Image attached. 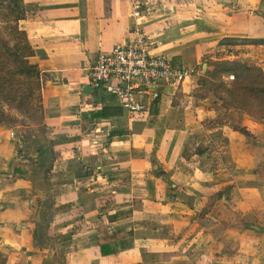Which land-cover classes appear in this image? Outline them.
Wrapping results in <instances>:
<instances>
[{
	"label": "crops",
	"instance_id": "crops-1",
	"mask_svg": "<svg viewBox=\"0 0 264 264\" xmlns=\"http://www.w3.org/2000/svg\"><path fill=\"white\" fill-rule=\"evenodd\" d=\"M131 1L141 5L152 49L199 74L197 88L186 85L176 102L159 97L156 119L152 103L131 116L86 90L97 53L130 41ZM24 7L20 29L40 70L45 128L29 126L41 140L25 134L41 148L48 142V162L33 148L26 154L30 142L16 128H0V264H264V120L226 112L198 86L204 59L239 53L264 71V45L256 44L264 42V0ZM132 201L142 202L141 212L107 221L133 210ZM120 231L132 234L127 249L97 257V241Z\"/></svg>",
	"mask_w": 264,
	"mask_h": 264
},
{
	"label": "trees",
	"instance_id": "trees-1",
	"mask_svg": "<svg viewBox=\"0 0 264 264\" xmlns=\"http://www.w3.org/2000/svg\"><path fill=\"white\" fill-rule=\"evenodd\" d=\"M169 1L174 3V0ZM25 18L24 0H0V128L25 124L38 128V133L43 134L45 128L40 70L32 61L34 51L25 32L20 29V23ZM256 44L264 45V42ZM218 59H204L207 70L199 78L198 86L211 93L216 103H222L221 109L226 112L239 113L253 120H264V72L261 68L245 61ZM227 77H233V80L226 82ZM158 103L159 98L150 106L153 119L157 117ZM155 121L162 130L164 119ZM150 126L147 125V128H151ZM25 133L28 132H21V136L30 145H35L36 140H30V136ZM35 152L41 163L46 164L48 157L42 159L48 152L39 146ZM51 156L52 154L49 160L52 159ZM125 177L126 174H121L120 180ZM149 186L151 188L150 184ZM132 205L133 210L106 216L107 221L120 222L131 217L133 211L141 212L142 202L132 201ZM44 212L41 211L40 215L42 222L48 218ZM72 215L65 216L67 224ZM127 239H132L131 232L120 231L115 236L100 238L97 241V257L115 255L118 248L127 249V246H123Z\"/></svg>",
	"mask_w": 264,
	"mask_h": 264
},
{
	"label": "built area",
	"instance_id": "built-area-1",
	"mask_svg": "<svg viewBox=\"0 0 264 264\" xmlns=\"http://www.w3.org/2000/svg\"><path fill=\"white\" fill-rule=\"evenodd\" d=\"M131 39L114 46L109 52H98L90 70V87L95 96L108 95L127 115L147 112L161 95L175 96L188 85L196 87L197 70L180 68L170 59L156 53L154 43L146 37L141 25V5L132 2ZM233 80L227 77L226 82ZM10 137L14 139L11 133Z\"/></svg>",
	"mask_w": 264,
	"mask_h": 264
},
{
	"label": "rangeland",
	"instance_id": "rangeland-1",
	"mask_svg": "<svg viewBox=\"0 0 264 264\" xmlns=\"http://www.w3.org/2000/svg\"><path fill=\"white\" fill-rule=\"evenodd\" d=\"M178 2V0H174V3H177ZM235 47H238L239 49H241L242 51V54H244L245 53V50H243V49H246V46L244 45V44H242V43H235V44H233ZM236 52H238V50L236 51ZM223 56V55H222ZM222 56L221 57H218V58H222ZM238 58H234V59H237V60H241V57H240V54L238 53V56H237ZM242 61V60H241ZM260 67V66H259ZM261 68V67H260ZM262 70V69H261ZM263 71V70H262ZM264 72V71H263ZM231 82V81H230ZM196 84H197V82H196ZM196 88H197V86H196ZM179 94V92L175 95V96H173L172 97V101L173 102H176V99L178 98V95ZM17 127H19V128H17ZM15 126V127H8V128H16L17 130H18V132H23V131H25V132H28V133H30V132H33V134L34 135H37L38 137H39V140H41L42 139V136L41 135H38V133H37V131H36V129L34 128L33 129V131H32V129L31 128H29L28 126H26L25 124L24 125H19V126ZM14 130V129H13ZM12 133V132H11ZM10 133V134H11ZM13 135L15 134V133H12ZM15 137V136H14ZM33 138H35V137H33V136H31L30 137V140H33ZM36 142H38V141H36ZM42 145L41 146H43L44 148H47V147H49V144H48V142L44 139L43 141H41L40 142ZM29 146H30V148H29ZM29 146H28V148L29 149H26L25 150V152H26V154L29 156L30 154H34V152H33V149H34V151L36 150V148L38 147V145H30V143H29ZM33 148V149H32ZM48 162V159H47V161H46V163ZM43 165H46V164H43Z\"/></svg>",
	"mask_w": 264,
	"mask_h": 264
},
{
	"label": "water",
	"instance_id": "water-1",
	"mask_svg": "<svg viewBox=\"0 0 264 264\" xmlns=\"http://www.w3.org/2000/svg\"><path fill=\"white\" fill-rule=\"evenodd\" d=\"M206 70H207V65L206 64H204L203 66H202V76H204L205 75V73H206ZM86 90H91V88L89 87L88 89H86Z\"/></svg>",
	"mask_w": 264,
	"mask_h": 264
}]
</instances>
